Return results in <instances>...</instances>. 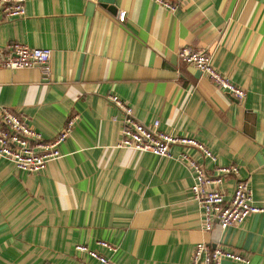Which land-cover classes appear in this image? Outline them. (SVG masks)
<instances>
[{
	"label": "crops",
	"instance_id": "obj_1",
	"mask_svg": "<svg viewBox=\"0 0 264 264\" xmlns=\"http://www.w3.org/2000/svg\"><path fill=\"white\" fill-rule=\"evenodd\" d=\"M12 42L52 56L46 70L0 66V109L45 140L78 118L63 156L41 172L0 157V264H99L77 244L115 264H190L200 241L249 261L219 264H264V213L203 232L193 172L177 158L190 155L207 176L215 165L236 166L211 187L230 194L246 181L264 206V0H190L176 11L156 0H26L23 15L0 18V58ZM183 48L205 49L245 97L182 62ZM109 94L139 122L157 118L163 131L204 143L215 162L185 146H172L171 158L116 147L122 113Z\"/></svg>",
	"mask_w": 264,
	"mask_h": 264
},
{
	"label": "built area",
	"instance_id": "obj_2",
	"mask_svg": "<svg viewBox=\"0 0 264 264\" xmlns=\"http://www.w3.org/2000/svg\"><path fill=\"white\" fill-rule=\"evenodd\" d=\"M25 1L0 0V18L23 15ZM183 1L190 0H156L170 11H176ZM124 16V10L118 13L119 20H123ZM6 49L7 53L0 58V66L9 69L40 67L46 70L52 56L50 48L34 47L18 42L7 44ZM176 55L182 62L195 67L215 86L230 93L236 99L241 100L245 97L243 88L231 82L213 66L211 55L205 49L183 48ZM107 98L122 113L121 136L116 147L171 158L173 157L170 152L172 146H185L215 162L214 154L204 143L191 136L163 131L157 118L146 124L139 122L134 117L132 107L124 100L115 94H109ZM77 118L76 114L69 116L60 132L53 139L45 140L24 117L9 108H1L0 157L11 160L16 169L24 173L41 172L49 162L63 156L60 146L71 133ZM177 158L193 172L191 195L199 207L200 228L203 232H209L214 223L225 230L231 225L243 222L251 214L264 213V206L254 203L253 190L246 181H238L230 194L211 187L213 184H220L224 176L237 174L236 166L215 165L217 174L207 176L203 168L190 155L183 153ZM97 245L107 250L109 254L117 251L116 246L104 240H98ZM74 248L79 253H86L99 264H115L109 256L85 244H77ZM223 258L237 262H249L237 253L221 248L211 249L208 243L200 241L193 247L190 264H219Z\"/></svg>",
	"mask_w": 264,
	"mask_h": 264
}]
</instances>
